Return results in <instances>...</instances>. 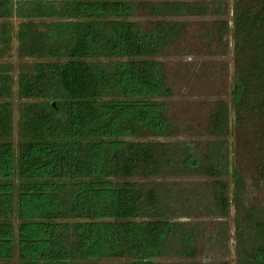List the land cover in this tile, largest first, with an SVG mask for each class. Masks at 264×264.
Masks as SVG:
<instances>
[{
	"label": "trees",
	"instance_id": "1",
	"mask_svg": "<svg viewBox=\"0 0 264 264\" xmlns=\"http://www.w3.org/2000/svg\"><path fill=\"white\" fill-rule=\"evenodd\" d=\"M133 6L0 0V264H169L198 254L203 225L178 220L188 209L225 217L231 199L243 206L228 137L247 116L264 145V0H233L232 26L217 27L233 37L237 81L230 107L209 115L201 152L165 140L176 124L156 99L171 93L157 57L184 26L166 18L216 6L148 2L164 18L149 31L130 18ZM13 36L28 60L16 76ZM256 173L264 181V157ZM190 174L211 179L161 180ZM241 216L238 264H264V206Z\"/></svg>",
	"mask_w": 264,
	"mask_h": 264
},
{
	"label": "rangeland",
	"instance_id": "2",
	"mask_svg": "<svg viewBox=\"0 0 264 264\" xmlns=\"http://www.w3.org/2000/svg\"><path fill=\"white\" fill-rule=\"evenodd\" d=\"M129 1L134 5L130 18L144 31H149L157 22L164 19L163 15L157 17L152 14L146 6L148 2L163 0ZM191 1L213 3L216 8L204 14L166 18L170 22L177 21L184 26L157 57L161 63L162 81L171 93H162L156 99L166 103L169 117L176 124L174 133L165 140L188 142L201 152L202 143L210 137L207 133L209 115L217 103L224 102L229 107L231 105L239 59L233 47L230 30L221 34L217 31L222 20L228 21L229 27L232 26L233 0ZM218 4L224 8L218 10ZM16 47V38L13 36L8 59L12 65L11 72L15 76L20 66L28 61L17 53ZM259 125L260 122L251 121L244 116L240 122L233 123L228 137L229 169L231 171L236 169L243 176L245 187L239 190L238 194L244 201L243 206L237 207L235 199H231L230 210L225 217L202 215V208L188 209L186 215L178 220L200 222L203 225L201 238L197 241L198 254L196 257H167L169 264H238L236 225L240 222V226L243 227L241 215L247 208L259 204L264 206V181L258 180L256 173L257 165L264 157V145L257 129ZM206 179L211 178L190 174L179 177L163 176L161 180L171 183L179 181L186 185L191 184L192 187ZM224 179L230 184L232 173L230 172Z\"/></svg>",
	"mask_w": 264,
	"mask_h": 264
}]
</instances>
